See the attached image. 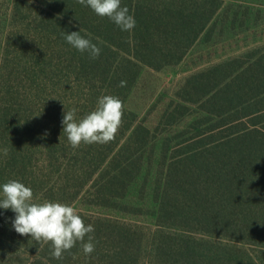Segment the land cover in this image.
<instances>
[{"label": "trees", "instance_id": "obj_1", "mask_svg": "<svg viewBox=\"0 0 264 264\" xmlns=\"http://www.w3.org/2000/svg\"><path fill=\"white\" fill-rule=\"evenodd\" d=\"M26 2L31 36L23 43L30 53L25 76L31 86L61 75L82 89L85 103L95 99L97 108L106 106L113 116L128 114L121 104L139 67L159 69L166 57L180 61L220 5L219 0ZM206 95L195 109L200 122L192 123L204 128L182 140V148L163 144L159 151L156 229L150 238L119 223L97 221L91 230L83 216L70 214L46 237L41 257L51 264L81 263L85 257L92 264H264V50ZM195 104L177 94L164 113ZM50 109L24 124L0 118V254L32 240L52 203L81 197L89 207L115 209L142 172L151 133L143 122L126 116L120 139L93 150L88 138L74 144L66 117L55 128L61 116ZM250 115L251 125L241 128ZM146 155L155 157L153 151ZM255 247L262 257L252 254Z\"/></svg>", "mask_w": 264, "mask_h": 264}, {"label": "rangeland", "instance_id": "obj_2", "mask_svg": "<svg viewBox=\"0 0 264 264\" xmlns=\"http://www.w3.org/2000/svg\"><path fill=\"white\" fill-rule=\"evenodd\" d=\"M219 2L215 16L180 61L171 63L166 57L164 65L159 69L144 65L139 67L121 104V110L129 115L117 112L113 116L106 106L97 108L95 99L91 104L85 103L82 99L86 95L82 89L61 75L38 87L36 84L34 88L31 86V79L25 76L30 53L23 43L24 37L31 36L28 28V3L26 0H0V118L11 119L14 121L11 124H24L25 119L31 122L44 111L51 114L48 109L52 108L61 116L55 117V128L59 120L64 121L66 117L68 123L64 122L68 135L73 133L74 144L78 145L81 139L88 138L93 150H106L110 141L118 136L120 139L126 116L143 122L144 126L151 129L149 143L144 147L142 172L133 180L119 206L115 209L89 207L81 197L72 203H68V199L56 205L52 203L47 222L33 239L19 245L13 243L9 250L3 248L0 264H51L41 257V247L46 237L70 214L83 216L91 230H95L98 222L119 223L133 227L150 238L156 229L154 190L158 175V154L163 144H168L169 148H182L185 146L179 144L182 140L198 134V130L204 127L196 128L197 125L192 124L195 119L200 122L195 109L207 96L209 88L219 86L243 62H249L264 50V0ZM7 41L10 45H6ZM209 74L214 76L212 81H208ZM177 94L197 104L187 105V109L166 115L164 110L170 102L176 100ZM183 114L187 116L177 123ZM249 117L251 115L243 119L241 128L251 125ZM117 119L118 122L114 124ZM33 130L37 132L34 126ZM102 136L106 137L105 141ZM100 142L104 144L103 147ZM150 151L154 152L155 157L148 159L146 154ZM63 163L64 160H61V165ZM252 254L255 257L260 254L262 257L256 247L252 248ZM80 262L74 264H92V259L88 261L85 257Z\"/></svg>", "mask_w": 264, "mask_h": 264}]
</instances>
